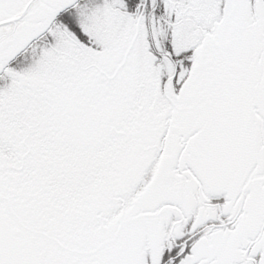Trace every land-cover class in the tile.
Here are the masks:
<instances>
[{"label":"snow or ice","instance_id":"obj_1","mask_svg":"<svg viewBox=\"0 0 264 264\" xmlns=\"http://www.w3.org/2000/svg\"><path fill=\"white\" fill-rule=\"evenodd\" d=\"M0 264H264V0H0Z\"/></svg>","mask_w":264,"mask_h":264}]
</instances>
